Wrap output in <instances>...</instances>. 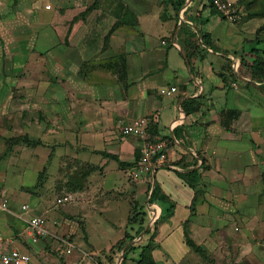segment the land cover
Listing matches in <instances>:
<instances>
[{
	"label": "crops",
	"instance_id": "crops-1",
	"mask_svg": "<svg viewBox=\"0 0 264 264\" xmlns=\"http://www.w3.org/2000/svg\"><path fill=\"white\" fill-rule=\"evenodd\" d=\"M178 1L62 0L58 7L51 0L50 9H40V0H0V109L6 113L14 87L18 117L29 111L46 118L42 126L57 139L49 143L51 166L62 157L87 169L103 166L102 175L92 172L86 181L109 187L127 167L130 176L143 146L140 137H122V125L146 117L147 136L165 141L166 161L138 179L130 176L140 189L148 187V207L168 216L146 242L164 263L192 255L186 231L199 247L194 251L214 245L211 234L220 227L212 223L255 205L253 190L262 188L264 175V82L249 69L257 58L255 37L205 0L181 7ZM203 34L211 46L201 42ZM259 49L264 58V44ZM170 87L176 90L168 96ZM154 185L159 193L150 200ZM91 192L80 191L75 201L84 238L65 235L69 213L49 209V221L40 215L50 235L32 242L27 220L35 198L20 204L29 217L4 211L9 216L0 218V231L33 264H105L101 256L121 240L127 222L117 214L118 201ZM92 202L102 205L94 209ZM200 230L206 239L197 238ZM152 239L160 248H151ZM144 245L134 247L135 261Z\"/></svg>",
	"mask_w": 264,
	"mask_h": 264
},
{
	"label": "rangeland",
	"instance_id": "rangeland-1",
	"mask_svg": "<svg viewBox=\"0 0 264 264\" xmlns=\"http://www.w3.org/2000/svg\"><path fill=\"white\" fill-rule=\"evenodd\" d=\"M228 1L239 15V20L233 24L242 26L243 29L247 27L249 36L263 40L264 0ZM50 2L51 0H40L39 8L41 9L44 4H50ZM61 2L62 0H56L55 4L59 7ZM205 3L206 7H210V0H205ZM236 85L237 89L235 90H238L239 86L237 83ZM14 89L16 88H11L12 102L6 105V113L0 109V200H4L8 208L18 210L29 217L30 212L22 211L20 204L25 201L32 202L31 198H35L37 207L32 210L34 211L36 208L34 213L43 215L47 221L51 217V214L47 212L49 209L52 213L55 212L59 215L69 213V215H65L68 227L65 235L71 237L79 235L80 238H84L85 232L84 228L82 229L84 221L81 212L77 208L78 205L75 204V201H81L82 195L79 192L92 191L94 192L93 198L104 195L110 201L116 200L119 203L116 207L117 214L120 219L126 218V230L122 233L121 240L116 241L117 243L113 244L110 251L101 254V257L106 258L109 264L110 260L112 264H136V253L134 252L136 248L134 247L146 244L151 240V237L157 236L160 224L165 221V218H168V216H161L155 218V222L151 220V207L147 205L149 201L148 187L140 189L138 185H135L127 173L128 167L118 175L121 176L117 182H114V185L104 187L106 183L101 181H86V176L92 172L102 175L105 171L103 166L98 167L99 170L96 167L87 169L76 159H67L66 157H62L61 165L52 164L51 166L50 159L54 150L49 147V143L57 139L48 135L42 126L46 122L44 116L39 119L36 113L29 111L24 114V118L17 116L16 107L19 104L15 100V94L19 95L20 93L15 92ZM27 91L30 94V89ZM28 102L30 103L29 100ZM16 116L17 119L14 120ZM17 121L19 124L16 123ZM58 136L61 138V134ZM30 152L31 155H29ZM114 171L116 170L114 169ZM261 178L262 188L253 190L258 197L254 200L255 205L248 207L247 212L231 211L219 215L221 220L212 223V225L220 227L212 231L214 245L204 246L206 248L204 251L201 248L199 251L191 249L192 255L188 254L178 262L164 263L154 259L155 263L264 264V175H261ZM86 194L91 200L90 193ZM59 199L61 202L58 201ZM90 204L94 209L102 205L96 202ZM142 214L145 216L140 225L137 218ZM195 215L191 213L190 216ZM8 216L7 212L0 210V218ZM155 216V214L152 215V218ZM90 219H94V216L92 215ZM93 232H97V230H93ZM200 232H196L197 238L204 237L206 239V233L203 230ZM191 236L193 237L192 231ZM152 241L151 248L155 246L160 248L158 242H154V239ZM126 242L127 245L123 249V244ZM116 252L120 255L114 256ZM204 253H207L206 256ZM107 262L105 264H108Z\"/></svg>",
	"mask_w": 264,
	"mask_h": 264
},
{
	"label": "built area",
	"instance_id": "built-area-1",
	"mask_svg": "<svg viewBox=\"0 0 264 264\" xmlns=\"http://www.w3.org/2000/svg\"><path fill=\"white\" fill-rule=\"evenodd\" d=\"M212 6L224 17L225 20L234 23L239 20V15L228 0H211ZM51 5L45 8L50 9ZM234 89H237L236 83H233ZM175 87H170L165 91L166 95H171L175 91ZM148 120L146 117H139L130 123H126L120 127V135L122 137L136 136L143 139L140 158L138 164L130 172L133 179L150 173L160 164L164 163L167 158L166 143L161 138L150 139L147 136ZM59 202L61 199L58 200ZM23 209H29V204L22 205ZM0 210L9 211L4 200H0ZM152 215H156L151 220L156 221L158 214L154 209H150ZM27 228L31 236L32 242H37L40 237L50 235L47 227L46 219L40 214L33 213L27 220ZM67 249L72 247L69 241H63ZM0 264H33L31 255L17 246H14L9 238L3 236L0 231Z\"/></svg>",
	"mask_w": 264,
	"mask_h": 264
},
{
	"label": "trees",
	"instance_id": "trees-1",
	"mask_svg": "<svg viewBox=\"0 0 264 264\" xmlns=\"http://www.w3.org/2000/svg\"><path fill=\"white\" fill-rule=\"evenodd\" d=\"M185 0H179L178 5L181 7ZM211 2V0H210ZM210 7L214 9V11L219 14L223 19L224 17L212 6L210 3ZM201 42L205 44L206 46H211L209 35L203 34L201 35ZM254 47L252 48L251 52L257 55V58L252 60L251 64L249 65V69L251 71V77L254 79L262 80L264 82V58L260 55V49L259 46L264 43V39L261 40L258 37H255L253 41ZM264 53V51H261V54ZM174 135L177 136V130H174ZM159 193V189L156 185H154V188L150 194V200H153L157 197V194ZM139 216V215H136ZM144 214H142L140 217L137 218V222L141 225L143 222ZM186 243L192 248V249H199L197 245L189 238L188 233L186 231ZM136 264H156L150 250V244L147 243L144 246L141 247V252L139 255L138 260L136 261Z\"/></svg>",
	"mask_w": 264,
	"mask_h": 264
}]
</instances>
